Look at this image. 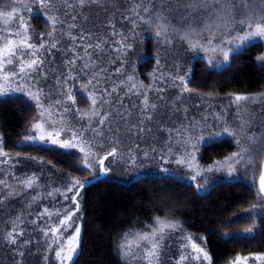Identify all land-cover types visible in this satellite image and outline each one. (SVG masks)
Instances as JSON below:
<instances>
[{
    "label": "trees",
    "instance_id": "1",
    "mask_svg": "<svg viewBox=\"0 0 264 264\" xmlns=\"http://www.w3.org/2000/svg\"><path fill=\"white\" fill-rule=\"evenodd\" d=\"M109 2L111 4L105 8L96 5L83 9L74 8L71 16L67 15L62 23L65 26L66 38L58 43L57 48L84 50L85 43L107 41L104 46L114 53L109 59V63L114 67L113 79L132 73L135 80L141 83H146L148 80L149 84L154 79H160L156 75V68L160 67L162 62L166 66L172 65L174 50L187 48L192 53V49H188L187 43L180 40L173 30H181L182 25L187 28L186 18L192 27H197L201 19L199 14L193 13L196 17L193 22L188 13L183 11L180 3L152 0L157 12L152 17L151 26L137 21V27L133 28L131 20H126L124 17H131L129 9L135 4L147 5L149 0H109ZM0 3L11 4V0H0ZM249 3L259 9L262 0H258L255 5H253L254 1L249 0ZM162 4L166 5L167 10H161ZM27 5L32 11H23L22 15L29 25V31L50 43L48 38H53L63 31L58 27L61 23L55 24V32L49 37L48 34L53 32V25L47 20V16H52L51 11L49 9L40 11L33 5ZM141 14L145 17L148 15L142 10ZM85 15L92 16L93 20L89 23H81L79 19ZM156 15L163 18L160 22L168 23L170 44L164 43V36H156L159 27ZM72 16L76 17L75 21L72 20ZM60 18L58 20L62 21ZM73 23L77 27L70 29L69 25ZM114 31L118 35H112ZM68 32L77 39L70 40ZM81 33L85 36L84 40L79 39ZM152 34H155V37ZM124 37H127L125 43L132 44V48L128 49L126 54H121L114 49L120 46L116 41ZM73 42L76 43V47L73 46ZM262 44L257 42L256 46L244 47L238 53H233L229 62L219 69L208 68L207 62L198 57L196 52H193L194 55L189 53L187 57H189L191 75L186 78L188 85L199 93H217L221 97L237 93L248 95L262 90L264 66H261V62L256 59L264 54ZM162 49H164L163 59L158 65L157 59L161 60L158 51L161 52ZM112 60H115V63H112ZM117 69L121 71L117 72ZM35 111L34 105L25 97L6 95L0 98V133L3 136L4 151L29 157L36 156L37 159L52 163L73 176L88 179L91 174L78 163L75 153L59 147L21 143V137L25 135ZM232 147L234 144L228 137L215 141L211 146H202L201 164L211 165ZM49 148L51 150H48ZM263 154L264 149H261L255 168L257 174L260 173L259 166ZM189 184L173 175L148 174L127 182L99 179L82 188L79 193L82 212L80 236L82 254L76 264H129L122 257L117 243L122 242L123 234L131 229L143 230L145 226L153 224V218L156 216L177 221L185 235L199 239L202 247L211 257V264H227L236 255L264 253V207H261L262 202L257 199L253 190L257 180L251 183H246L243 179L221 180L213 182L202 192L197 191L193 184L191 186ZM253 205H257V208L252 213L244 212ZM238 215L249 218L233 223ZM253 226H259L255 238H233L235 234L242 233L243 229ZM0 248H3V243H0Z\"/></svg>",
    "mask_w": 264,
    "mask_h": 264
},
{
    "label": "rangeland",
    "instance_id": "2",
    "mask_svg": "<svg viewBox=\"0 0 264 264\" xmlns=\"http://www.w3.org/2000/svg\"><path fill=\"white\" fill-rule=\"evenodd\" d=\"M252 1H254L253 5L258 2V0H250V2ZM22 2L24 4H30V6L33 5L40 11L47 10L40 7L39 0H22ZM71 2L75 4V0H71ZM52 3L54 6L49 8L52 16L58 18L61 17L60 19H62L63 22L67 15L71 16L74 8H62L61 5L63 4V0H52ZM109 4H111L109 0H103L104 6L101 8H105L109 6ZM8 5L10 4L3 5V3H0V8H6ZM76 8L79 7H75V9ZM26 10L27 9H23L22 12ZM65 12H67V15L64 14ZM84 17H87V21L84 20ZM23 19L25 21L24 17ZM91 20H93V17L90 15H85L79 19L81 23H89ZM10 26L12 31L16 30L14 20L10 22ZM0 27H3L2 22H0ZM58 27L63 31L53 38H48L50 43L52 40L59 41L60 43L66 38L64 24H61ZM181 27L186 29L183 25ZM21 31H23V29H21ZM28 35L33 37L31 40V43L33 44H50L47 43L46 40L39 38L36 33L33 34L29 30ZM152 36L155 37V34H152ZM262 43V46H264V42ZM89 44L94 43H85L84 48H86ZM254 45L256 46L257 43ZM73 46L76 47L75 42H73ZM90 49H88V51L91 53L92 60L96 61L99 67L106 69L105 72L100 74V84L97 86L96 92L99 94L103 89H108V93H111V89L113 87H117L118 89L117 92L111 93V95L108 93L103 94V99L110 102L100 106L98 100L99 110L102 113L107 111L123 113L125 116H127L128 113H131V115L128 117L127 123L121 121L119 116L110 118L103 126H98L96 121L93 120L92 126L96 127L97 130L102 133L101 135H96L90 130L83 132L84 138L89 140L92 145V151L98 153L100 156L106 155V153L111 151L113 147L117 149L118 155L116 157H109L105 161V167L110 169L108 173H104L102 175V173L98 171V166H96L92 160H89V162L93 163V168H87L86 164L83 163L84 153L79 151V146L73 149H65L76 154L79 160L78 163L82 166V168L86 169L91 174L88 179H92L93 173H95V178L101 176L100 179L107 178L121 182L131 181L142 175L164 174L173 175L182 181L190 183V177L194 175L195 172L187 166H181L175 163V160L180 158L186 150L189 153L193 151L195 152L194 164L198 165L197 170L213 166V171L203 172L201 176L197 177V181L191 182L194 187L196 183L204 184V187L199 190L200 192L205 191V189L212 185L213 182L221 180L243 179L246 183H251L258 179L260 173L257 174L255 168L251 166L238 167L235 173L229 175L227 171L228 165L224 163V161L226 157L231 155V153L237 151L238 147L234 143L233 139L227 134H222L220 137L215 138V141L228 137L233 142L234 147H232V149L223 157L215 160L211 165L201 164L200 162V151L205 143L203 140H200L198 143L197 139L199 137L207 139L211 137L213 133L220 132V125L222 122L233 128L237 127L239 123L237 120L238 109L236 105L232 104L230 95L228 94L221 97L217 93L202 94L193 89L190 85H188V87L193 89V92L181 94L179 93L178 88L172 86V80L170 79L171 76L175 75H184L185 78L188 76L190 77L191 72L189 71L190 67L188 65L189 57H187L189 56V53L193 54V52H196L198 57L207 62L208 68L215 69L223 68L226 63L229 62L233 54H230L228 61H224L223 57L217 53H213L211 51L206 52L199 48L192 50L191 53L187 50V48H185V50H174V57L171 63L172 65L166 66L165 63L162 62L164 55V49H162L161 52L158 51L161 55L159 57L161 59L160 62L162 63L160 64V67L156 68V75L157 77H160V79H154L150 84L148 80L146 83H141L134 79L137 84H143L144 87L138 89L136 92L129 93L127 75L133 74H127L122 78L118 77L115 80L113 79L112 69L114 67L111 63H109V59H111L114 55L113 51L104 46L102 59H97L96 50ZM132 52L133 51H131V53ZM40 55L41 58L45 60L43 69L48 73L47 79H43V73H41V76L37 77L38 83L35 80L19 81V83L32 84V90H35V87H40L43 89L44 93L51 96L52 99H59L62 89L60 85L56 84V79L62 75L70 74L74 77V79L68 80L67 84L64 86V90L70 88L71 92H74L72 95L75 103L72 104L69 101H65L62 107L70 106L73 110L78 109L80 113L90 111L91 100L87 97L89 93L93 91V88L90 85L87 91H83L82 88L83 86L88 85V82L91 79L90 73L98 71V67L83 69V64L89 62L87 56H85L84 60L77 59L74 66L65 65V61L71 60L77 55L84 56V50L68 51L57 48L52 49L49 52L47 49H41ZM210 60L211 63H209ZM162 73L163 76H161ZM122 81L124 83H122ZM178 83L179 82L177 81V84ZM93 84H95V81H93ZM156 89H163V91L157 92ZM151 91L153 93H151ZM261 93H264V88L258 92L248 95L259 96ZM7 95L25 97L34 105L36 109L35 116L28 124L29 126L26 133L20 140L21 143L32 144V142L25 141L23 138L35 134L32 131V125L40 118V110L35 106V102L32 101L24 92H10ZM145 95L147 96L150 104H156L157 108L153 113V119L151 121L144 120L143 124L140 125L146 129H151V131H145L137 134L135 128L131 131L128 129L130 125H136L139 123L138 116L141 114L140 109L142 108V101ZM178 96L179 99H177ZM1 97L2 96H0V98ZM161 97H163V99H161ZM121 104L123 105L122 107ZM134 105L135 107H133ZM45 107H47V104ZM177 109H179V111H177ZM239 111L242 113L251 112L256 116V120L252 126L254 130L259 126L261 115L264 114V100L255 104L251 102H248L247 104L242 103ZM57 112H61V114H63L61 109H54L52 116L53 120L59 119L56 115ZM218 116L220 117L219 119H217ZM45 119H47V116H45ZM57 127L63 133L60 137L61 140L70 139L72 131L80 132L83 128L87 127V120L79 119V116L74 114V111H70L64 115V122L59 123ZM261 134H264V128H261L259 132H257V135ZM0 145H2V149L0 150L4 151L3 136L1 133ZM37 145L40 144L37 143ZM193 145H195V148L192 147ZM43 146L58 147L51 145ZM145 153H147V156H145ZM8 154L11 157V163L8 165H0V179H5L8 184L12 185L15 190L21 194L6 200L5 204L0 207V237H2L7 231H10L13 224H15L17 231L22 230L24 232L23 236L17 237V246H22L23 242L28 240L32 241V243L20 248V250L24 252L23 258H13V253L9 246L2 239H0V243H3V248H0V264H58L55 259L54 251L45 252V238L43 237L40 229L48 224H57L59 218L53 216L52 219L49 220L48 217H41L38 214L41 213L44 208H48L51 212H55L59 209L61 210V215H63L64 209H71L75 211V208L71 204L70 200H65L61 193L64 192L66 186L70 185L71 180L75 179L84 182L88 179L73 176L69 172L60 169L52 163L43 161L40 162L41 160L37 159L36 156H33L35 159L31 160L25 159L29 156H23L17 153ZM259 155L260 152L258 156H254L253 159H256L257 161ZM2 159L4 158L0 157V160ZM217 161L221 162L219 166L215 165V162ZM12 165L15 166L13 167ZM217 167H219V170H216ZM164 169H168L169 171L165 172ZM5 172L7 175H5ZM33 173H35L38 178L36 180V185L34 189H29L25 192L23 190V186L17 183V180L23 179L25 176H31ZM54 189H60V192H56ZM49 192H52L51 196L48 195ZM74 194L75 193H68L69 197ZM33 196H38V199L33 201ZM77 200L79 202V196L77 197ZM18 216L20 217L19 220L16 219ZM33 221H35V223H33ZM71 222L73 223V227L63 233L65 239L73 234L76 225L82 227L81 205L79 210L75 211V215L73 216ZM146 230L147 226H145L143 230L140 228L131 229L133 232H144ZM187 233L189 234V232ZM182 235H185L183 233V229L182 232L177 231L165 237L161 255L162 264H176V261L179 259L181 254L190 255L192 253V249L190 247L185 249L181 248V244L189 243V241L182 239ZM129 239H132V237H129ZM192 241L202 246L199 239L192 238ZM120 243L121 241L119 244ZM119 244L117 243V246ZM17 246L11 247L16 248ZM254 254L248 255L247 257H252ZM45 255L48 256L47 261L44 260ZM238 256L246 257L243 255H236L227 264H230V262L235 260ZM125 260L129 264H141L140 261L133 260L131 257ZM183 264H207V261L195 262L194 260L189 259L184 261ZM248 264H259V262L254 259H249Z\"/></svg>",
    "mask_w": 264,
    "mask_h": 264
},
{
    "label": "snow or ice",
    "instance_id": "3",
    "mask_svg": "<svg viewBox=\"0 0 264 264\" xmlns=\"http://www.w3.org/2000/svg\"><path fill=\"white\" fill-rule=\"evenodd\" d=\"M170 3H180L182 5L183 11L188 13V16L194 22L196 17L193 13L199 14L201 19L197 27H192L186 18L185 23L188 24L186 29L173 30L176 32L178 38L185 43H187L188 48L195 50L197 48L203 51H211L217 53L223 57L224 61H228L230 54L238 53L244 47H250L257 42H264V0H262V6L259 9L253 7L249 0H169ZM39 5L41 8L49 9L54 5L52 0H39ZM91 5H96L97 7H103L102 0H75V4L71 0H63L62 8L71 9L79 7L81 9L89 7ZM10 9V10H7ZM23 9H27L29 12L32 11L28 8L27 4H24L22 0H11V4L6 6V8H0V22H2L3 27H0V96H6L10 92H24L32 101L35 102V106L40 110V118L32 125V131L34 135L26 136L23 138L25 141L32 142L33 146L37 143L40 145H51L58 146L63 149H73L79 146V151L84 153V161L87 168L92 169L93 163L89 160L94 161V164L98 166V171L100 173H108L110 169L105 167V161L109 157H116L118 155L117 149L112 148L111 151L107 152L106 155L100 156L98 153L92 151V145L89 140H86L83 136V132L92 131L96 135H101L102 133L97 130L96 127L92 126V121L95 120L98 126H103L106 121L110 118H115L119 116L120 120L127 123L128 117L131 113L125 116L123 113L119 112H101L98 107L104 104H108L110 101L103 99V94L108 93V89H103L101 93L96 92L97 86L100 84V74L105 72L106 69L99 67L96 61L92 60L91 53L88 49L92 48L96 50L97 59H102L104 54V45L107 41L100 40L95 44H89L84 48V56H75L71 60L65 61L66 66H74L76 60H84L85 56L88 57L89 62L83 64V69L97 68L98 71L91 72V79L88 85L83 86L82 90L87 91L89 85L92 86L93 91L89 93L88 97L91 100V109L88 112L80 113L78 109L73 110L69 107H62L65 101H69L72 104L75 103L74 97L72 95L71 89L64 90V86L67 84L69 79H74L70 74L62 75L56 79V84L61 86V93L59 99H52L51 96L46 95L42 88L35 87L29 83H19V81H37V77L41 76L43 73V79H47L48 73L44 71L43 65L45 60L41 58L40 50L47 49L49 52L52 49H57L59 41L52 40L50 44L31 43V36L28 35L29 25L24 21L23 15L21 14ZM147 13V17L141 14ZM161 10H167L166 5H161ZM132 14L131 17L125 16L124 19L131 20L133 28L137 27V21L151 26L153 22V15L157 12L155 5L152 0H149L147 5L143 3H137L132 9H129ZM67 15V12L64 13ZM163 18L160 15H156V21L159 22V27L156 30V36H164V43L170 44L171 39L168 38V23L160 22ZM15 21L16 30L12 31L10 22ZM47 20L53 25V32L49 33L48 36L52 37L55 32V24L63 23L59 21L57 17L47 16ZM72 20L75 21L76 17L72 16ZM87 21V17H84ZM111 25V22H109ZM237 25L239 28L237 29ZM75 23L69 25V28H76ZM199 28V30H198ZM23 29V31H21ZM70 40L75 41L76 36L71 35V32L67 33ZM112 35H118L115 31ZM15 37V38H14ZM80 40H84L85 36L83 33L79 36ZM127 37H124L120 41H116L120 46L114 51L120 52L121 54H126L128 49L132 48V44L125 43ZM68 51H74L73 49H68ZM261 62V66H264V54H261L256 58ZM115 63V60L111 61ZM160 61L157 59V64ZM211 63V60L209 61ZM120 72L121 69H117ZM163 76V73L161 74ZM172 86L178 88L179 93H190L193 89L188 87V82L184 75L171 76ZM95 81V84H93ZM177 81L179 82L177 84ZM122 83H124L122 81ZM127 83L129 85L128 92L133 93L138 89L144 87L143 84H137L134 81L132 75L127 76ZM117 87L111 89V93L117 92ZM157 92L163 91V89H156ZM111 93H108L111 95ZM232 104L237 106V120L239 121L237 127L233 128L226 123L222 122L220 125L221 131L213 133L211 137L204 138L199 137L197 142L203 140L206 146H211L215 142V138L220 137L222 134H227L231 137L234 143L237 145L238 150L231 153L230 156L226 157L224 163L228 165L227 171L229 175L235 173L238 167L251 166L253 168L257 167L256 159L254 156H258L261 149H264V134L257 135V132L261 128H264V114L261 115V121L259 126L253 130V124L256 120V116L251 112L242 113L239 108L242 103L247 104L251 102L253 104L259 103L264 100V93L257 95H242V94H230ZM163 99V97H161ZM179 99V96L177 97ZM47 104V107L45 105ZM123 105L121 104V107ZM135 107V105L133 106ZM157 105L149 102L147 96H144L142 101V108L140 109V115L138 116L139 123L136 125H130L129 131L135 128L137 134L143 133L145 131H151V129H146L140 125L143 124L144 120L151 121L153 119V113L155 112ZM61 109V112H57L56 115L59 117L58 120H53V110ZM74 111V114L79 116L81 120H87V127L83 128L82 131H72L71 138L61 140L60 137L63 134L61 130L58 129L57 125L64 122V115ZM179 111V109H177ZM47 116V119H45ZM246 117V118H245ZM220 117L218 116L217 119ZM170 131V130H169ZM195 148V145L192 146ZM187 148V144H186ZM2 149V145H0ZM87 149V150H86ZM48 150H51L49 148ZM147 156V153H145ZM0 157L4 159L0 160V165H8L11 163V157L7 152L0 150ZM190 157V158H189ZM25 159L34 160L35 157H26ZM195 152H187L181 155L180 158L175 160V163L181 166H187L192 169L195 174L190 177L191 182L197 181V177L201 176L203 172L213 171V166H209L206 169L197 170L198 165L194 164ZM18 162V161H17ZM42 162V161H40ZM221 162H215V165L219 166ZM13 167L15 165H12ZM260 176L258 185H253V190L256 192V197L261 201V207H264V163L260 164ZM219 170V167L216 168ZM168 172V169H164ZM5 175L7 173L5 172ZM92 178H95V173L92 174ZM35 173L31 176H25L23 179H18L17 183L23 186V190L26 192L29 189H34L36 185ZM88 181L85 180L81 182L80 180H71L70 185L65 187L64 192L61 194L64 196L65 200H70L71 204L74 206L75 211H78L80 204L77 200L79 196L78 189H82ZM196 190L199 191L204 187L203 183L195 184ZM56 192H60V189H54ZM68 193H75L69 197ZM15 188L8 184L5 179H0V207L5 204V201L20 195ZM49 196L52 192L48 193ZM38 196H33L32 200L36 201ZM30 206V205H29ZM257 205H253L252 208L245 209V213H252ZM75 211L71 209H64L63 215H61V210H56L51 212L48 208H44L38 215L41 217H48L49 220L53 216L59 218L57 224H48L41 228L43 237L45 238V252H55V259L58 264H76L79 256L82 254L80 249V236L81 227L79 225L75 226L74 232L71 236L66 239L63 233L69 228L73 227L72 218L75 215ZM243 215H238L232 221L233 223H238L241 219H246ZM251 218V217H250ZM16 219H20L18 216ZM35 223V221H33ZM259 226H253L252 228L243 229L242 233H237L233 238H255L258 234L256 229ZM177 231L182 232V226L175 220L167 217L156 216L153 218V224L147 225V230L144 232H133L129 231L123 234V240L119 244V251L122 257L127 259L131 257L133 260L140 261L141 264H162L161 255L163 248V241L166 236ZM24 235V232L17 231L15 224H13L12 229L7 231L0 239H2L10 248L13 253V258L20 257L23 258L24 252L20 250L22 246H26L32 241H24L22 246H17V237ZM228 235V234H225ZM132 237V239H129ZM182 239L189 241L188 244H181V248L185 249L190 247L192 253L190 255L181 254L176 264H183L186 260L195 261H207L211 264V257L208 252L200 244L192 241L191 235H182ZM11 246H17L12 248ZM55 246V247H54ZM249 259H254L259 262V264H264V253L254 254L252 257H236L235 260L231 261L230 264H248ZM44 260H48V256H44Z\"/></svg>",
    "mask_w": 264,
    "mask_h": 264
},
{
    "label": "water",
    "instance_id": "4",
    "mask_svg": "<svg viewBox=\"0 0 264 264\" xmlns=\"http://www.w3.org/2000/svg\"><path fill=\"white\" fill-rule=\"evenodd\" d=\"M261 163H264V156H263V159H262V162ZM104 173H102V175H103ZM260 176V175H259ZM101 177V176H100ZM100 177H96V178H92V179H88L87 181V183L85 184V186L84 187H86V186H88L89 184H91V183H93V182H95V181H97V180H99L100 179ZM258 181H259V177H258V179H257V185H258ZM83 187V188H84ZM82 189H78V191L80 192Z\"/></svg>",
    "mask_w": 264,
    "mask_h": 264
}]
</instances>
